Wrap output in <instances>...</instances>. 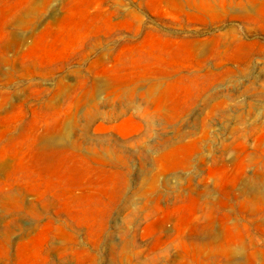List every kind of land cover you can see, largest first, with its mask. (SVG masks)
<instances>
[{
	"label": "rangeland",
	"instance_id": "obj_1",
	"mask_svg": "<svg viewBox=\"0 0 264 264\" xmlns=\"http://www.w3.org/2000/svg\"><path fill=\"white\" fill-rule=\"evenodd\" d=\"M0 264H264V0H0Z\"/></svg>",
	"mask_w": 264,
	"mask_h": 264
}]
</instances>
